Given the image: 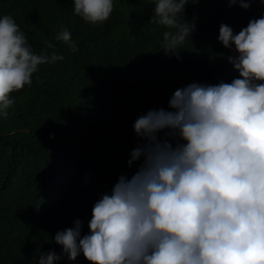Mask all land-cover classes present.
<instances>
[{"label":"trees","instance_id":"obj_1","mask_svg":"<svg viewBox=\"0 0 264 264\" xmlns=\"http://www.w3.org/2000/svg\"><path fill=\"white\" fill-rule=\"evenodd\" d=\"M113 3L110 18L93 25L74 14V0H0V17L14 18L35 53L64 56L40 65L30 86L11 93L15 103L0 118V264H38L41 252L60 254L55 234L77 219L82 235L89 234L96 201L143 161L128 165L132 150L143 145L136 119L153 109L170 111L178 88L239 78L227 59L230 49L218 41L220 25L238 33L264 16V0L248 9L190 0L184 18L195 20L196 30L177 59L161 49L167 29L151 22L153 0ZM62 27L77 52L55 39ZM49 42L54 49H46ZM158 137L174 147L182 142L171 129ZM57 264L90 262L81 253Z\"/></svg>","mask_w":264,"mask_h":264},{"label":"clouds","instance_id":"obj_2","mask_svg":"<svg viewBox=\"0 0 264 264\" xmlns=\"http://www.w3.org/2000/svg\"><path fill=\"white\" fill-rule=\"evenodd\" d=\"M153 2L151 22L167 29L161 49L179 59L196 30L184 18L190 0ZM252 2L227 0L243 9ZM113 10V0H74V14L93 25ZM55 39L79 50L66 27ZM218 41L234 46L227 59L239 78L178 88L170 111L138 117L133 127L143 145L128 161L131 167L143 157L138 170L96 201L89 234L75 220L55 234L62 252H41L38 264L74 262L81 253L90 264H264V16L238 33L221 24ZM63 60L55 51L35 53L14 18L0 17V118L15 103L10 94L30 86L40 65ZM165 129L182 142L161 141Z\"/></svg>","mask_w":264,"mask_h":264},{"label":"water","instance_id":"obj_3","mask_svg":"<svg viewBox=\"0 0 264 264\" xmlns=\"http://www.w3.org/2000/svg\"><path fill=\"white\" fill-rule=\"evenodd\" d=\"M194 13H195V14H198V11H197L196 9H194ZM234 52H235V51H234L233 49H230V50H229V55H230V56L234 55V54H235Z\"/></svg>","mask_w":264,"mask_h":264}]
</instances>
